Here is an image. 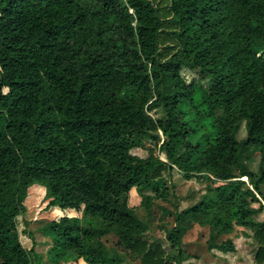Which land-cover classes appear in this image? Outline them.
<instances>
[{"label":"trees","instance_id":"obj_1","mask_svg":"<svg viewBox=\"0 0 264 264\" xmlns=\"http://www.w3.org/2000/svg\"><path fill=\"white\" fill-rule=\"evenodd\" d=\"M174 170L206 187L161 208L165 250L143 236ZM33 185L82 212L41 226L50 264H183L194 225L250 229L264 264V0H0V264H40L16 227Z\"/></svg>","mask_w":264,"mask_h":264},{"label":"rangeland","instance_id":"obj_2","mask_svg":"<svg viewBox=\"0 0 264 264\" xmlns=\"http://www.w3.org/2000/svg\"><path fill=\"white\" fill-rule=\"evenodd\" d=\"M186 80L192 77L191 73L184 72ZM154 117L159 116L158 113L153 114ZM160 136V135H159ZM245 136L244 129L241 127L237 134V139H243ZM146 147H152L150 143ZM131 154L140 158L148 156L147 150L134 149ZM160 159L164 160V156L156 149L154 152ZM259 161L258 150L251 149L243 154L244 164L256 171ZM245 180V179H243ZM221 182L213 181L210 185L217 186ZM170 196L167 201L154 200L152 206V217L155 219L150 221L149 230L143 238L150 241H157L165 250L169 246L164 238V232L157 229V218L162 214L164 208L167 212H174L175 206L178 211L191 205L198 194L204 192L206 183L199 182L196 179L189 181L184 180L181 174L174 170L168 183ZM264 193V189H263ZM44 188L33 185L27 192L25 199V212L17 217L16 227L18 231L19 241L26 250L33 251L40 257V264H50L46 259L47 249L50 247V240L42 234L41 226L49 221L56 220L62 216L81 217V209L75 211L73 209L61 210L47 206V200L44 198ZM129 206L135 207L141 217H144L142 208L139 207L140 197L136 191L132 189L129 193ZM263 207L262 212L256 216V221L264 222V201L260 200ZM256 206V205H255ZM162 208V209H161ZM145 218V217H144ZM168 228L173 223L172 216H165ZM209 232L207 227L194 225L188 230L182 238V248L188 259L183 264H254V255L257 249L252 239V231L236 227L232 233L221 236L215 245H208L207 239ZM60 264H85L82 260L77 262H67ZM123 264H132L125 262ZM138 264V263H136Z\"/></svg>","mask_w":264,"mask_h":264}]
</instances>
